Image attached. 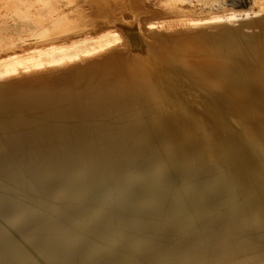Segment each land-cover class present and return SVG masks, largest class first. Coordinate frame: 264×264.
Instances as JSON below:
<instances>
[{
    "label": "bare ground",
    "instance_id": "1",
    "mask_svg": "<svg viewBox=\"0 0 264 264\" xmlns=\"http://www.w3.org/2000/svg\"><path fill=\"white\" fill-rule=\"evenodd\" d=\"M8 1L0 264H264V10Z\"/></svg>",
    "mask_w": 264,
    "mask_h": 264
},
{
    "label": "rangeland",
    "instance_id": "2",
    "mask_svg": "<svg viewBox=\"0 0 264 264\" xmlns=\"http://www.w3.org/2000/svg\"><path fill=\"white\" fill-rule=\"evenodd\" d=\"M192 1H193V3H196V4L202 2L201 4H204V8L209 5L206 9L208 12L213 10L211 5L214 4V2H216V1L222 2L226 8L224 7L223 10L219 11L221 15L227 14L228 11L229 12H242V11L258 12L260 10H264V0H257V1L256 0H203V1L202 0H192ZM199 1H201V2H199ZM1 2H9V1L8 0H1ZM148 2L146 1V3H148ZM187 3L188 2H185V6H188ZM162 4H163V7L168 8V9H172V7L175 5V2L170 1L169 3L167 2V3H162ZM227 4H228V6H227ZM123 8H124V11H123L124 14L127 16L130 15V21H134V17H132V15L130 13V9L127 8V5H123ZM107 10H109V9H107ZM211 12H214V10ZM161 17L162 16L154 17V18L162 19L163 17L162 18ZM107 18H108V15H107ZM110 19H112L111 16L108 18V20L106 22H109ZM110 24H112V23H110ZM103 27L104 26L99 25V27L96 29L98 30V29H101ZM256 28L257 27H255L254 25L253 26L248 25L245 27V29H244L245 31H243L242 34L243 35L249 34L251 38H254L251 35L254 32H257ZM89 30H90V32H92L91 29H89ZM242 41H243V39H240V38L235 39L236 43H240ZM169 67L172 68L171 65ZM169 72L174 74V75L179 74V70H171ZM78 89L79 88H77L76 86L74 88H72V87H68V85L65 86V84H62V85L56 86V88L49 89V91L52 94V95H50L52 99H64V100H66L68 98L69 99L77 98L79 96V94H75L76 92H74V91H77ZM81 91H82V89H80L79 92H81ZM164 142H166V141L164 139H162L159 141V144H163ZM156 148L152 149V151H147V152H144L142 154H139V153L134 154L133 156H130V157L134 160H141V158H144V159L147 158L148 160L152 159L155 155L154 150H156ZM228 149H229V147H228ZM228 149L220 150L219 154L225 153Z\"/></svg>",
    "mask_w": 264,
    "mask_h": 264
}]
</instances>
